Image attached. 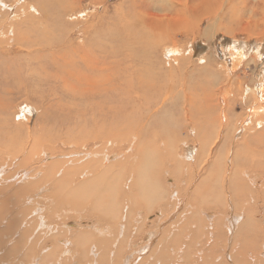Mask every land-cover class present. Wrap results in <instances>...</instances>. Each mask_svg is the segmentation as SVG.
<instances>
[{
  "label": "bare ground",
  "instance_id": "1",
  "mask_svg": "<svg viewBox=\"0 0 264 264\" xmlns=\"http://www.w3.org/2000/svg\"><path fill=\"white\" fill-rule=\"evenodd\" d=\"M16 1L0 0V44L2 41L16 40L33 46L39 56L46 51L53 53L54 49H60V41L49 38L50 26L46 25L49 20L47 16L36 21L22 20L17 15L11 18L12 14L14 15L11 9ZM60 1L62 11L58 12L55 19L57 22L63 20L61 23H64L68 14L76 8L75 3L66 4L69 0ZM107 2L108 0H91V6L83 9L97 7V11L91 13L92 17L83 13L82 17L87 19L88 25L74 28L79 29V38L84 36L90 41L88 51L83 50L84 54L80 53L78 48L75 50L68 44L66 53L72 57L71 65L76 67L79 60V65L82 64L84 71L79 70L80 74L64 81L63 90L55 91L54 94L63 93V96L57 97L59 102L63 101L64 96H70L77 91L86 95L80 102L98 98L97 105L101 109L99 120L103 122L99 131L90 135L88 132L89 126L92 128L98 124V118H93L90 124L84 115L74 112L75 121H79L74 130L80 140L78 143L92 139L101 140L105 141L103 144H108V149L111 144L115 145L111 142L112 139L127 141L130 147L124 159V170L120 169V163L105 167L111 159L106 149L102 153L73 155L78 165L91 157L93 160L85 165H91L92 169L65 170L71 164L66 161L67 166L62 167L63 163L54 161L60 157H49L48 144L35 139L33 142L17 145L11 138L12 133L0 130V136L6 135L0 141V146L6 145L14 152L15 157L8 156L10 159L18 160L20 157H16V153H20L21 156H26L22 162L27 165L37 151L42 157H46L40 161V167L29 170L23 167L15 174L8 172L10 166L6 169L4 164L0 166V215L2 212L8 213V209L15 204L23 203L28 206L26 218L17 222L19 231L13 220L9 224L15 230L12 235L0 232V261L10 255L14 264H38L40 253L45 254L46 260H55V264H63L65 259L75 258L77 255H73L69 241H65L63 236L58 237L60 234L67 236L64 234L65 230H62L64 227H50V217L47 213L53 210L54 221L58 224L60 217L57 209L62 205L68 206L66 197L73 201L75 205L72 206L87 207L84 211L87 215H96V219L105 223V227L98 226L92 234L86 232L79 235L75 240L77 245L88 244L95 235L99 240L112 237V227L121 230L113 243L114 246L124 239L125 235L130 243L132 234L142 232V238H146L148 233L151 234L153 240L136 249L135 253L139 255L140 260L136 259L131 264H202V260H206L207 264H235L241 255L243 259H248L251 253H259V248H264V234L254 232L256 222L260 221L258 216L264 213V80H261L254 90L236 88L235 91L222 92L224 107L219 109L220 112L217 110L218 100L213 91L208 93L204 90L200 97L201 103L198 104L197 94L192 91L194 84L190 87L187 85L189 76L191 75L192 79L203 71L209 72L210 75L216 72L210 67L190 72L189 68L184 67L174 71L182 50L177 47L173 34L176 35L178 30H185L187 37L201 34L200 25L209 20L211 27L231 36L232 39L237 34H245L248 37H258V43L263 44L261 39L264 38V0H121L113 7L114 15L122 17L117 19L118 17L114 16L117 19L115 24L104 21L110 13ZM21 4L23 6L19 11L25 9L29 13L31 10L36 13V9L47 13V6L40 5L38 0H22ZM127 5L132 6L128 7L134 11L132 14L128 13ZM101 9L103 10L99 13ZM111 20L114 23L113 18ZM103 30L104 37L101 34ZM203 36L208 37V33ZM100 37L107 41L106 45H102ZM167 44L172 45L171 52L176 55L162 63L157 53ZM229 51L230 55L234 56L235 64L234 70L228 74L230 77L237 70H241L243 63L249 60L244 57V50L237 46L229 48ZM99 53L105 54L106 61H111L103 63L100 67L102 74L97 79L98 68L101 66ZM255 54L257 57L252 59L253 63L261 60L258 54ZM210 62L214 61L205 57L201 63L205 65ZM54 64L56 65L55 62L46 61L45 65L54 67ZM163 64L168 66V71H164ZM186 64L187 61L182 65ZM46 66L44 68L40 63L38 68L41 73L48 72L50 77L55 79L56 74L49 71L54 69ZM114 69H118L117 76ZM183 70H187V75L182 73ZM71 81L77 85H73ZM229 83L233 87L236 81L231 80ZM162 91L161 99L155 102L154 95L160 97ZM182 94L184 107L182 110L177 108L180 117L175 116H179L177 113L174 115L176 118L172 119L173 125L178 127L171 129L172 131L167 127L161 131L149 128L147 123L163 118L164 114L167 119V112L172 115L173 109L176 108L175 95L178 99V95L181 97ZM103 98L113 105L104 113ZM5 100L6 98L0 99L1 117ZM161 102L162 106L159 107ZM188 102L190 108H186ZM233 106H243L246 112L235 117ZM194 108L204 109L197 111ZM189 125L193 135L189 134ZM229 127L233 134L243 132L245 137L246 133V138L241 142H233V139L222 137L223 131ZM168 134L173 136L169 138ZM183 135H187L186 140L199 143L198 151H194L190 158H187V162L182 160ZM221 138L224 145L220 149L226 148V152L220 154L219 149L218 153L213 155L212 151ZM88 143L83 146L84 149ZM100 158L105 165L101 166L100 161H97L95 168V160ZM48 160L51 161L50 164L47 163ZM201 163H210L211 166L199 182ZM165 173L173 176L176 183L170 178V186L163 185L162 174ZM257 178L261 179L260 188ZM45 188L53 189L56 193L48 196L49 198H43ZM184 198L187 200L186 204ZM20 199H23V202ZM123 200L126 203L122 202ZM41 201L43 207L39 206ZM47 201H50L52 206L50 210L44 207ZM154 213L158 216L169 214L171 219L169 223L153 221L154 225L158 223L157 227L151 225L152 230H156L144 232L150 224L146 217ZM139 219L140 228L132 223ZM207 221L214 224L208 226ZM161 227H165L162 231L167 233V237L160 239L153 249L157 229L160 230ZM245 232L250 233L243 234ZM240 234L248 238L249 247L242 246ZM226 235L233 245L225 242ZM14 240L19 244L14 245ZM49 242L51 249L47 247ZM125 256L130 257L129 254ZM78 260L82 264H105L98 258L97 250L92 246L84 248ZM129 260L130 258L122 259V262L129 264ZM257 260L258 258L251 259ZM10 261L9 258L2 264H8ZM111 264H121V260Z\"/></svg>",
  "mask_w": 264,
  "mask_h": 264
},
{
  "label": "rangeland",
  "instance_id": "2",
  "mask_svg": "<svg viewBox=\"0 0 264 264\" xmlns=\"http://www.w3.org/2000/svg\"><path fill=\"white\" fill-rule=\"evenodd\" d=\"M38 1L40 5L47 6V13H45L43 10L37 11L35 8H31V9H35L36 13H34L33 10H31L30 12L31 14L27 12L25 9L19 11V8H21L23 4H21L22 0H17L16 1L17 3H15L14 6H12L11 10L12 12H14V15L12 14L11 18H14V16L17 15V17H19L22 20L30 19L36 21L38 19L47 16L49 20L46 22V25L50 26L49 38L55 39L56 41H60L59 46H61V48L54 49L53 53L46 51L42 53L41 56H39L35 48L31 45L22 44L16 40L10 42L8 41L1 42L0 99L6 98V100L3 106L4 107L3 116L2 117L0 116V130L3 129L5 132L8 133L10 132L9 134L12 133L11 138L13 139V141H15L17 145L27 142H33L35 139H39L42 143L48 144L49 157L51 156L60 157L58 160H54V161L63 163L62 167L67 166L66 161H69V164H71L68 168H65V170L66 169L71 170L73 168L76 169L81 168L85 170L92 169L91 165H85L86 163L93 160L90 159L91 157L88 158L86 162L78 165V163L76 162L77 160H74L73 155L81 154L82 156L84 154H94L97 152L102 153L105 149H106L105 151H107V155H110L111 157L110 161H108L105 167L113 166L114 164L120 163L121 164L120 169L124 170V164H125L124 159L126 157V154H128V149L130 147V144L127 141L112 139L111 142H114L115 145L111 144L108 149H107L108 144H103L105 141L102 142L101 140L97 141L92 139V141H84L82 142V144L78 143L80 140L77 139L78 138L77 132L74 130H75V125L78 124L79 121H75L74 112H79L82 116L84 115L86 119L89 120L90 124L92 123L93 118H98L99 120L101 109L99 108V105H97L98 98L95 97L92 100L83 103L80 101L84 99L86 95H82L81 91H77V93H73L70 96H64L63 101L59 102L57 101V97L62 95L63 93L54 94L55 91L63 90L62 83L64 81L70 80L71 78L80 74L79 70L84 71V67L82 66V64L79 65V60L77 62L76 67H73L71 65L72 57L66 52L68 49V44L69 47L75 50L79 49L80 53H83V50L88 51L87 46L88 43H90V41L86 40L84 36L83 38H79L77 34V32H79V29H74V28L77 26L84 27L88 25L87 19H84L82 15L83 13H88V15L91 16V13L97 11V7L93 6L92 8H89L87 10H83L85 7L87 8L88 6H91V0H69L68 2H66V4L71 5L72 3H75L76 9L75 10L73 9V11L70 14H68V16L65 18L64 23H61L63 20L61 22H57V19H55V16L58 14V12L62 11L61 10L62 3L60 0L58 1L38 0ZM120 2L121 0H108L106 5L107 7H109L108 9L110 13L107 20H104L105 22L107 21L108 24H115L117 19L122 18L114 15L115 13L113 8L116 4ZM31 4L37 6V4L35 3H31ZM128 7H132V6L127 5L128 13L132 14L134 11H132ZM102 10L103 9H101L99 13H101ZM1 12H3V10ZM114 16L118 18L116 19ZM112 18L114 23H112L111 20ZM200 29H201L200 31L201 34L190 35L189 37L185 36V32H186L185 30H181V31L178 30L176 31L177 32L176 35L173 34L174 41H176L177 43V47L180 50H182L178 55L180 57L177 62V67H174L173 70L177 71L180 70L181 68L187 67L189 68L188 72H190L193 70H199L203 67H210L213 71H215L216 74H212V75H210L209 72L207 73L206 71L205 72L203 71L204 73L202 72L200 75H198V77L194 76L192 79L190 78L191 77L190 75L188 78L190 80L188 81L187 85L190 87L192 84H194L193 89L195 91L194 90L192 91L195 93V95L197 94L196 96L198 97V99L196 102L198 104L201 103L200 97H202L204 90H206L208 93H210V91H213V95H215V97L217 98L216 100H218L216 104L218 106L217 110H219L224 107L222 103V94H221L222 92H224L225 90L229 92L235 91L236 88H240L241 90L250 88L254 90L256 89V87H258L260 81L264 80V38L261 39L263 41V44L258 43L259 41L258 37L256 36L248 37L245 34H237L232 39L231 36H228L224 34V32L211 27L209 20H205L204 23L200 25ZM39 30L42 31V29L40 28ZM112 31H114L113 28ZM204 33H208V37L204 38L203 36ZM101 34L104 37L105 30H103ZM99 39L100 41H102L103 46L107 44V41H104L101 37ZM161 43H160L161 45L164 44L163 41H161ZM234 46L243 49L245 52L244 57H247L249 61L244 62L243 68H241V70H237L235 74L233 73L234 75L232 74L229 77L228 74L231 72V70H234L233 68L235 65L234 56L230 55L229 48ZM172 49L173 47L171 44L162 46L161 50L157 53V56L162 61V63H164L165 60L174 57L176 55L171 52ZM255 53L258 54V57L261 60H258L253 63L252 59L254 57H257ZM51 55H58V56L53 57ZM186 56L190 58H187ZM205 57L210 61H214V62H210L203 65V63L201 62H204ZM99 58L101 59V66H99L98 68L97 79L102 74V70L100 67H102L103 63L111 61V59L106 61L104 59L106 58L105 54L103 53H99ZM45 60L53 63L55 62L57 66L54 64V67H48L45 65L46 64ZM186 61L187 64L182 65ZM40 63L44 65V68L46 66L50 69H54L49 71L56 74V78L52 79L48 72L41 73L40 71L41 69L38 68V65ZM163 69L164 71L169 70L168 66L164 64H163ZM114 70H115L114 74L118 73V69H114ZM182 73L187 75V70H183ZM116 76L115 78H117ZM202 78L204 81L202 80ZM117 80L119 83L121 82L119 79ZM231 80L236 81V84L233 87L229 83ZM71 83L73 85H77L73 81H71ZM186 90L185 92H187ZM160 93H161L160 97L154 95L155 98H153V100H155V102L156 100L161 99L163 91ZM195 95L193 96V98L195 97ZM178 97L179 98L177 99V95H175L174 103L176 105V108L175 110L173 109L172 111L173 116L167 112L166 114L167 119L165 118V114H164L163 118H160L152 123H147V125H149L148 126L149 128L161 131L162 129H164V127H167L170 130L178 127L177 125L175 126L173 125L174 121L172 119L176 117H180V112H178V109L182 110L185 104L183 102L184 100L183 94L181 97L180 95H178ZM103 103H104L103 113L108 112L109 107L112 105L111 102L103 98ZM178 104H180L181 106H177ZM161 106H162V102L159 104V107ZM186 108H190L189 102ZM203 109L197 108L196 110L202 111ZM233 109H234L233 116L235 117L236 115L244 114L246 112V109L243 108V106H239V107L233 106ZM196 110H194L193 112L195 113ZM177 113L179 116L175 115ZM102 124L103 122L100 119L96 126L92 128L91 126H89L88 127L89 135L99 131V127ZM188 130H190L189 134L191 135L194 134L190 125L188 126ZM86 133L87 132H84V134ZM223 133L224 134L222 137L226 136L229 140L233 139V142H241L244 138H246V133H245V137L243 132H238L236 134H233V131L230 127L227 130L223 131ZM4 136L6 137V135L4 134L0 136V141H2ZM73 136L75 137L74 139ZM172 136L173 135L168 134L169 138ZM186 136L187 135H183L181 137L183 140L182 152L184 153L183 156L184 158H182V160L184 162H187V158H190V155H192L194 151L197 152L199 149V143L186 140ZM86 143H88V146H86V148L84 149L83 146ZM177 144H179L178 141ZM222 145H224L223 138H221L218 144L214 147L212 154L215 155L216 153H218V150ZM212 148L213 147H211V149ZM39 149L45 151V149L42 147H39ZM190 149H192V151H190ZM225 152H226V148L220 149V154ZM13 154L14 152H11L8 146L6 145L0 146V166L4 164V169H6L7 166H10L8 172H10L11 174L18 173L20 169H23V167H25V169L28 170L36 169L41 166L40 161L46 158V157H42L41 154H39V151H37L35 155L32 157V159H29V163L27 165H23L22 160L26 158V156H21L20 153H16V157H20V158L14 161L8 157V156L15 157ZM51 159H52L51 161L54 162L53 158ZM51 161L48 160L47 163L50 164ZM97 161H100L101 166L105 165L103 159L100 158L98 160H95V165H94L95 168ZM200 165L199 167L201 168V171L199 172V179H200L199 182L205 176L204 172L210 169L211 164L203 163L202 167ZM64 173L65 172H63V174ZM162 177H163V185L167 187L170 186L172 182L170 181L171 180L170 178L174 179L173 176L167 173L162 174ZM257 181L259 182V188H260L261 179L257 178ZM173 183L174 184L176 183L175 179ZM45 189L46 190L42 193L43 198H46L56 193V191H54L53 189H48V188ZM181 197L183 198L182 195ZM184 200H185L184 204H186L187 201L186 198H184ZM20 201L23 202V199H20ZM65 201L69 203L68 206L62 205V207L59 206L57 209V214L60 217L58 224L55 223L54 221V211L53 210L47 211L50 217L49 220L50 227L52 228L56 226L64 227V229L62 230H65L64 234H67V236L60 234L58 237L60 238L61 236H63L65 241H69V246L71 247L73 255L75 254L77 255L75 256V258L72 257L73 259L72 258L65 259L63 261V264H82L81 261L78 260V257L82 254L84 248H86L87 246H92V248L97 250L98 258L102 259V261H104L105 264L116 263L119 260H121V264H123L122 259H128V258H130L129 264H131L136 259L139 258V255L135 253L136 249L146 245L147 243H149V241L153 240V237L149 233L146 236V238H142L141 237L142 232H141L137 234H132L130 243L128 241L129 238L125 235L124 239H121V241L119 240L118 244L114 246L113 243L114 241L117 240L116 239L117 235L120 233L121 230L112 227L110 232L112 237H105L99 240L98 237L95 235V237L91 240V242H88V244L77 245L75 240L76 238L79 237V235L86 234V232L88 234H92L95 232V229L98 226L105 227V223L103 222V220L96 219V215L93 214L87 215L84 212L87 209V207L84 208L79 206L76 207L72 206V204L74 203L73 201L70 200V197H66ZM181 201L183 202V200ZM122 202L126 203L125 200H123ZM77 205L79 204L77 203ZM39 206L43 207L42 201L40 202ZM44 207L47 210H50L52 208V206L50 205V201L45 202ZM123 208H124V204L122 205V209ZM27 210H28L27 204L24 205L23 203H20L11 206L10 209H8V213L2 212L0 215V232H2L4 235H9V236L12 235L15 232V230L9 224H11L13 220L15 222V227L17 231H19L17 222H22L26 218L25 216H27ZM120 210H121V206H120ZM65 213H68V215H66ZM258 218L260 221L256 222L257 226L254 233L259 232L261 234H264V213L259 215ZM170 219H171V215L169 214L163 216H158V214L155 213L151 214L149 217H146L147 222L150 223L149 224L150 228L149 226H147L144 232H149L150 230L155 231L156 228L152 230L151 225L152 227L153 226L157 227L158 223H162L163 221H167L169 223ZM119 220L121 224V216ZM153 221H157L158 223L154 225ZM132 223L134 224V226L140 228L139 227L140 224H138L140 223V219L137 222L132 221ZM213 224L214 223L207 221L208 226ZM160 230L157 229L158 232H156L155 235L157 237L154 241L153 249L155 247L154 245H156V243L160 241V239L164 240V238L167 237V233H164L162 231L165 230V227H161ZM247 233L250 232H245L243 234H247ZM243 234L240 235L243 236ZM234 236L237 235L234 234ZM242 236H240L242 246H245L244 248L249 247L250 243L248 238L246 236L243 237ZM212 239L213 237L210 240ZM224 239L227 244L233 245V243H230L228 241V235L224 236ZM131 240L133 241L131 242ZM17 242H18L17 240H14L13 244L14 245L19 244ZM47 247L48 249H51V242L47 243ZM240 249L243 250L241 246ZM111 252H113V255H111ZM258 252L259 253H254V254L251 253L250 256L248 255V259H243L241 255L240 259L236 261L235 264H264V248L260 247ZM128 254L130 255V257L125 256ZM11 256H18V255H11ZM44 256L45 254L43 253L39 254L40 259L37 260L38 264H48L50 261H52L53 264H55V260H46L44 259ZM9 258L11 261L8 262V264H14V261H12L10 255H8L7 257H3L0 261V264L6 262L7 260H9ZM252 258H258V260L251 261ZM136 264H140V262H137ZM202 264H207V261L202 260Z\"/></svg>",
  "mask_w": 264,
  "mask_h": 264
}]
</instances>
